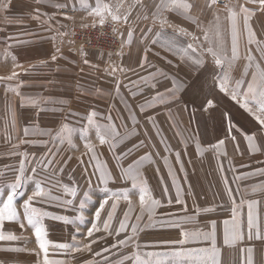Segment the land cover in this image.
I'll use <instances>...</instances> for the list:
<instances>
[{
    "label": "crops",
    "instance_id": "obj_1",
    "mask_svg": "<svg viewBox=\"0 0 264 264\" xmlns=\"http://www.w3.org/2000/svg\"><path fill=\"white\" fill-rule=\"evenodd\" d=\"M243 1L185 0L191 5L185 12L171 6L158 11L161 0H100L108 7H101L96 14V0H0V77L19 79L15 88L10 81H2L0 115L7 116L10 100L21 116L41 115L35 126L52 114L84 111L92 113L85 126L104 130L108 127L103 125L105 118L100 119L95 112L114 109L109 126L114 124L119 136L113 139L105 135L104 143L119 141L118 149L115 146L119 152L100 151L99 131L93 142L105 159V179L101 190H96L95 204L99 208L107 199L104 209L112 204L128 205L131 213L125 221L126 212L111 208L104 212L107 218L113 213L109 224L114 223L118 231L124 221L130 236H138L147 227L145 235L158 237L159 247L185 250L210 248L211 242L203 238L184 242L181 232H210L214 221L219 264H264V126L230 95L237 81L243 93L253 74L259 77L264 71V18ZM241 5L252 10L247 20ZM233 12L235 23L247 22L243 28L236 23L235 58ZM22 17L28 18L29 28ZM108 17L117 25L126 46L115 73L105 68L108 57L78 49L67 37L78 24L101 23ZM250 30L255 40L251 43ZM180 31L186 33L183 38ZM187 42L193 51H185ZM210 48L226 58L222 67L215 63ZM26 69L34 72L32 89L23 80L30 72ZM225 74L228 92L218 86ZM183 83L184 90L196 87L185 102ZM175 85L180 89L172 96L169 91ZM13 89L14 95L10 94ZM118 89L129 104L122 97L110 101L109 91ZM156 91L164 96L163 101L156 98ZM238 99L243 102L244 97ZM87 101L89 108L78 106ZM199 104L204 110L195 106ZM28 106L31 111L24 109ZM250 107L255 110L254 101ZM247 135H253L254 140L250 142ZM218 141L223 144L218 145ZM115 176L122 177L125 185L116 189ZM142 189L159 201L154 213L141 214ZM249 202H257L252 212L258 226L251 233L247 228ZM233 208L242 225V238L225 245L222 221L232 218ZM176 217L190 219L177 229L171 226ZM133 226H137L135 235Z\"/></svg>",
    "mask_w": 264,
    "mask_h": 264
},
{
    "label": "rangeland",
    "instance_id": "obj_2",
    "mask_svg": "<svg viewBox=\"0 0 264 264\" xmlns=\"http://www.w3.org/2000/svg\"><path fill=\"white\" fill-rule=\"evenodd\" d=\"M239 1L242 2L243 0ZM243 2L245 4L247 2L248 5L258 12V15L264 18V9H261L258 3L253 4L250 0H244ZM110 17L106 18L103 23L111 19ZM22 18H24L25 24L28 23V18ZM236 23L238 26L241 25L239 27L242 28L246 27L247 24L245 21ZM94 24L101 23H83L78 24V26H92ZM258 24L260 27L259 22ZM26 25L28 27L30 23ZM78 26L71 28V31L67 32V37L73 42L74 46L86 51H95L97 54L103 55L106 60L108 57V63L105 65V68L107 72L115 73L117 69L115 66L121 62L122 56L126 52V46L119 31L117 30V35L122 42L121 48L116 52H104L78 44L79 42L75 40L73 32ZM261 26L264 28V20H261ZM182 34L186 33L181 32L180 38H183ZM188 45L187 42L185 51H193L188 48ZM187 55L189 56L190 54L188 53ZM45 63H49V61L46 60ZM32 69H26L30 70V72L23 78L26 81L25 85L29 89L35 87ZM3 80H7L8 83L10 81L9 85L15 88L19 79L11 77L2 79L0 77V90H2L1 85H3ZM184 87L183 83L185 102L187 101V97L192 96V92L196 87L191 89L186 88L185 90ZM207 90L205 88L204 91ZM117 91L119 94L116 91L111 93L109 91L110 101L122 97L126 105L129 104V100L121 92V89ZM156 92L158 93V91ZM10 94L14 95V89ZM111 94H114L116 98L114 99V96ZM198 94L201 95L200 93ZM78 106L89 108L90 103L87 101L84 105L80 103ZM195 106L201 109L199 106H202V104ZM28 107L24 109L31 111L30 106ZM17 109L14 102L9 100L6 110L7 116L4 113V115H0V207L7 201V195L11 192L13 184H16L17 179L20 181L16 187V195L13 202V206L19 213L18 218L13 221H4L3 223L4 234L8 235L11 233L19 237V239L12 241L0 240V264H44V252L39 247L34 227L27 223L24 213V204L29 197L33 198L32 204L35 208L47 214L40 217V219L44 228V239L47 242L49 260L63 261L64 264H104L103 258L107 257L108 264H135L134 258L137 253L143 259H150L146 255L148 252L175 250L173 247L164 245L159 247L156 245V241L159 238L145 235V232L148 231L147 227H143L138 236H132V241L128 244L112 247L118 240L124 239L125 236H130L126 232H120L117 235L118 231L114 229V223L110 224L108 230L104 229L103 222L108 220L105 217L107 215L105 213L109 212L108 210L112 208L113 204L104 209L98 221L95 220L94 213L98 209V204H95L98 202L96 190H101L100 187L104 183L105 174L103 173L105 172V168H103L102 161L105 159L101 157L102 155L99 154L98 149H94L96 146L94 144L96 131L102 133L103 129L100 127L89 129L85 126L91 120V112L78 111L73 114L71 112L52 114V116H46L49 119L48 121L35 126L34 122L41 115L21 116L19 114L20 111ZM113 110H109V112L97 111L95 113L99 115L100 119L105 118L103 125L109 126L111 124L109 120L112 119V113L115 112ZM111 126H114L117 131L114 124ZM114 143L117 145L116 149H118L119 143L109 141L100 144V151L103 152L104 150L102 149H106L108 152L112 151L114 154H117L119 150L111 147ZM129 143L132 144L134 142ZM120 171V169L119 171L116 170L115 175L118 176V172L120 175ZM116 178L118 179V177ZM119 178L120 180H116L114 184L115 188L125 185L122 182V177ZM41 188L43 189V195H35ZM73 190L76 192L75 196L71 194ZM112 194L114 195L115 193H111V196ZM81 202L85 205L83 209L80 208ZM116 208L126 212L128 215L131 213L130 206L128 207V205L127 207H118L117 205ZM81 213H83V220L80 218ZM59 217H66L67 221L61 220ZM93 222L97 224L100 231H94L93 235L89 237L87 231ZM21 224H23V228H21ZM92 241H95V243H92ZM57 244H69L71 247L60 249L55 246ZM89 244L91 246L90 251L85 248V245ZM104 248H108L109 251L102 252L101 256L95 255L96 252H101ZM13 249L22 250L17 251ZM201 249L205 248L188 247L187 249L185 248V251L195 256ZM186 264H191V262L188 261Z\"/></svg>",
    "mask_w": 264,
    "mask_h": 264
},
{
    "label": "snow or ice",
    "instance_id": "obj_3",
    "mask_svg": "<svg viewBox=\"0 0 264 264\" xmlns=\"http://www.w3.org/2000/svg\"><path fill=\"white\" fill-rule=\"evenodd\" d=\"M83 2V0H82ZM216 0H213V3H215ZM253 4H259L261 9H264V0H250ZM97 7L96 9H93V11L96 14H100L99 9L101 7L107 8V5H102L100 0H96ZM171 6L173 10H183L187 12L191 5L186 3L185 0H168L166 3L165 0H161V3L158 4L157 10L159 11L161 8H166ZM241 11L244 12L245 19L247 20L249 17L247 14L251 13V9L248 7H245L244 5H241ZM114 19H119L118 16H114ZM232 19H233V58L236 57V39H237V28H236V13H232ZM101 24H103V20L100 21ZM254 34L249 31V42H253ZM191 45H188V48H191ZM210 52H212L213 57H215V63L219 66H223L225 57H221L216 51L213 49H208ZM55 59V57H53ZM194 63H199V61H194ZM15 75V73H13ZM220 83L219 88L221 91L228 92L229 89L226 86L227 82V74L220 77ZM241 83L240 81H237L235 84V89L230 93L231 99L233 101H236L238 104H240L245 110H247L251 115L255 118L256 121H258L260 126H264V71H261L259 73V77H257L256 74H253L252 81L248 84L247 90L243 93L240 92ZM180 85H175L172 90L169 91V94L172 96H175L176 92L179 91ZM242 95L244 97L243 102H241L240 99H238V96ZM157 99L160 101L164 100V96L161 94H157ZM255 102L256 108L253 110L252 107H250V102ZM209 106H211L212 101L207 102ZM27 131V130H26ZM105 135L113 137L115 139L117 136H119V133L116 131L114 126H108L103 130V133H99L100 141L101 143L105 142ZM250 142L254 140L253 135H247L246 137ZM116 143H119V141H116ZM223 141H218V145H222ZM116 144H112L111 147H115ZM123 155V154H122ZM178 155V154H177ZM95 158V157H94ZM19 179H17L16 184H13L11 192L7 195V201L3 203L2 207H0V240H17L19 237H17L14 234L9 233L8 235H5L3 232V223L4 221H13L18 218V211L13 206L14 197L16 195V187L19 184ZM73 196L76 195V192L73 190L71 193ZM37 196L43 195V189H39L36 194ZM125 198L127 199L128 196L125 194ZM140 204L142 206L141 214H143L144 211L151 213L155 212L156 206L159 204V201L155 200L154 198H151L150 195H148L147 189H142L140 193ZM32 197H29V199L24 204V213L27 219V223L34 227L35 230V236L38 240L40 249L44 252V264H64L63 261H52L48 259V248H47V242L44 239V228L41 224V219L43 215H47L46 213H42L40 210L35 208L32 204ZM70 203V201H69ZM108 203V200L105 199L102 203L99 204V208L95 211L94 216L95 220L100 219V212L104 209L105 204ZM177 203L184 204L185 202L182 200H177ZM257 202H249L248 208V215H247V228L249 233H251V230L254 226H258L256 223V218L253 216L252 208L253 205ZM85 207L84 203H80V208L83 209ZM113 212L115 211L116 204L112 205ZM212 209H204V211H211ZM113 213L108 214V220L103 222V227L105 230H108L110 227L109 221L112 219ZM81 220L84 219L83 213H81ZM141 217H137V220H139ZM151 218V217H150ZM59 219L67 221L66 217H59ZM129 216L127 213H125L124 220H128ZM190 219V217H176L174 221H172L171 226L180 229L182 223L187 222ZM223 224V242L225 245H228L230 242H234L237 239L242 238V225L239 223L236 219V209L233 208V216L231 219H225L222 221ZM128 225L124 222H120L119 230L116 233L117 235L120 234V232H125L127 230ZM215 222H212V230L210 232H193L189 233L187 231L181 232L183 241L186 242L189 238L192 239H200L203 238L204 240H208L211 242L210 248H205L199 250V252L193 256L192 253L186 252L183 248L175 249L172 251H166V252H148L146 255L150 259H143L139 253L136 254L134 260L135 264H186V262L190 261L191 264H219V261L217 259V249L215 247V239H216V231H215ZM21 228H23V224H21ZM78 231V230H77ZM100 231V229L97 227V224L95 222L92 223V226L88 229L87 235L91 237L93 235V232ZM137 232V226L132 227V233L135 235ZM111 234V233H109ZM130 241H132V236H125L124 239L118 240L116 244H113L112 247H116L117 245H126ZM92 243H95V241H92ZM176 243H180L179 241ZM57 248L60 249H66L71 247L69 244H57L55 245ZM85 248H87L89 251L91 250V246L85 245ZM20 251L22 249H13ZM79 250V249H77ZM109 251L108 248H104L101 250V252H96V256H101L102 252ZM251 251V250H249ZM154 258V259H151ZM104 264H108L107 257H104Z\"/></svg>",
    "mask_w": 264,
    "mask_h": 264
},
{
    "label": "built area",
    "instance_id": "obj_4",
    "mask_svg": "<svg viewBox=\"0 0 264 264\" xmlns=\"http://www.w3.org/2000/svg\"><path fill=\"white\" fill-rule=\"evenodd\" d=\"M117 25L108 19L103 24L92 26L80 25L74 29V38L78 44L104 52H116L121 48L122 42L117 35Z\"/></svg>",
    "mask_w": 264,
    "mask_h": 264
}]
</instances>
